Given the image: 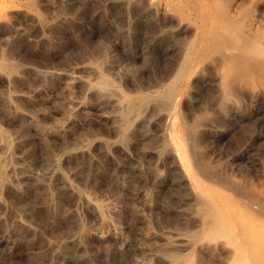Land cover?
I'll return each instance as SVG.
<instances>
[{
    "label": "rangeland",
    "instance_id": "obj_1",
    "mask_svg": "<svg viewBox=\"0 0 264 264\" xmlns=\"http://www.w3.org/2000/svg\"><path fill=\"white\" fill-rule=\"evenodd\" d=\"M235 29L264 37V0H0V264H264V83Z\"/></svg>",
    "mask_w": 264,
    "mask_h": 264
},
{
    "label": "bare ground",
    "instance_id": "obj_2",
    "mask_svg": "<svg viewBox=\"0 0 264 264\" xmlns=\"http://www.w3.org/2000/svg\"><path fill=\"white\" fill-rule=\"evenodd\" d=\"M232 36L233 37H230V39H228L227 42H225L226 44L222 46V50H224V52L228 56H232V57L240 56L243 62L251 61V63L255 66V75H257L258 79H261L262 82L264 83V37H251V39H249L245 36L243 32L241 31L239 32L237 29L234 30V33ZM212 47H214V45H212ZM2 66L9 72H12L13 74L17 70L16 65L4 64ZM249 78L250 77L237 78V79H234L233 83L235 85H239V87L243 85L250 86V82L252 84L253 79L252 77H251V80ZM88 88L94 94L99 95V96L106 97L114 93V92H111L113 91V89L110 88V84L108 80L105 78H100V79H97L96 81L88 82ZM13 98L14 97L12 95H5L3 97L4 101L7 102L8 104H11ZM221 109H223V111L226 113L228 111V107L225 105L222 106ZM224 115L226 117V114ZM32 123L37 124L35 120H32ZM11 144L12 143L10 139H7V138H4V140L0 139V151L6 152L7 150H9V148H11ZM172 146H174L172 148L176 150L175 145H172ZM168 148L171 149V145ZM4 163L5 162H4L3 157H0V181L3 180V182H4V179H3L4 178V171H3ZM56 176L57 178H60L61 175H56ZM0 185H1V182H0ZM141 264H151L150 258L149 259L146 258L145 260L141 262Z\"/></svg>",
    "mask_w": 264,
    "mask_h": 264
}]
</instances>
